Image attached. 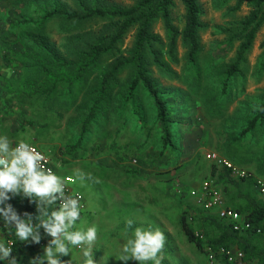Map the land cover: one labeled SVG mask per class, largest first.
I'll use <instances>...</instances> for the list:
<instances>
[{
  "label": "trees",
  "instance_id": "1",
  "mask_svg": "<svg viewBox=\"0 0 264 264\" xmlns=\"http://www.w3.org/2000/svg\"><path fill=\"white\" fill-rule=\"evenodd\" d=\"M12 1L20 5L22 15L11 23L14 37L3 41L10 53L5 59L19 70L16 81L7 88L11 101L20 106L21 119L43 128L52 123L64 128L71 141L60 148L65 163L68 159L83 160L90 150L104 149L122 161L139 155L134 163H149L142 155L154 145L156 157L150 166L167 172L170 179L180 175L190 159L184 135L196 115L192 109L205 106L209 119L215 115L221 118L220 156L251 172L237 178L226 166L211 160L209 179L220 189L226 205L237 210L251 227L235 230L231 221L198 203L182 211L181 227L201 252H206L207 246L215 252L237 248L243 253L241 264H264V236L258 232L264 231V199L256 184L257 177H264V86L247 92L248 78H255L256 84L264 81V41L257 62L254 66L250 63L264 28V0H223L222 6L235 4L229 8L230 19L220 28L223 37L216 50L234 53L217 58L211 53L204 60L201 33L207 25L199 0H136L132 5L106 0ZM178 2L184 8L182 26L173 18ZM245 3L250 10L239 16ZM159 21L167 40L154 30ZM55 24L61 35L59 42L50 31ZM131 32V45L123 48ZM179 42L186 61L180 72L175 69L180 65ZM18 53L25 59L20 66L11 57ZM234 101L235 110L227 114L225 110ZM189 126L193 128L191 123ZM193 157L204 164L202 155ZM192 189L181 188L180 196H191ZM12 202L24 204L31 221L42 230L59 218L56 207H47L41 223L38 200L28 187L18 188ZM11 241L10 259L29 254L50 264L40 237L19 232ZM222 261L238 264L230 263L226 254Z\"/></svg>",
  "mask_w": 264,
  "mask_h": 264
},
{
  "label": "rangeland",
  "instance_id": "2",
  "mask_svg": "<svg viewBox=\"0 0 264 264\" xmlns=\"http://www.w3.org/2000/svg\"><path fill=\"white\" fill-rule=\"evenodd\" d=\"M106 1L132 5L136 0ZM199 1L204 8L202 20L207 25L201 33L202 60L211 53H214L215 58L224 54L231 57L234 51L226 53L223 49L216 50V47L223 37L219 33L220 28L230 19L229 8L235 2L222 6L223 0ZM20 8L17 1L0 0V126L6 128L9 134V149L12 150V145L18 142L36 143L52 156L56 167L69 171L71 174H68L75 178V189L82 192L86 204L85 210L78 216L64 212L68 222L56 236L54 247L44 252L45 259L50 264H224L223 255L210 258L208 251L201 252L194 243L188 241L181 227L180 215L188 205L196 206L197 201L187 194L181 197L179 192L181 188L186 191L198 188L210 177L213 162L203 156L210 152L220 155L223 142L218 133L221 118L215 115L209 119L205 106L192 109L196 113L190 122L193 128L189 129L188 123L184 135L186 146L191 151L190 159L183 165L185 169L182 173L170 179H167V172L155 169L156 165L150 166L156 157L154 145L142 155L149 159V163H134V158L139 155L122 161L108 149L95 153L90 150L83 160L68 159L66 163L63 162L60 148L71 143L65 129H59L56 123L43 128L37 123L29 124L22 120L20 106L12 102V96L8 94L7 86L16 81L19 70L18 66L11 67L5 59L7 52L10 53L3 39L14 37L10 27L12 22L16 23L21 19ZM249 10V5L245 3L238 15H246ZM28 11L35 16L32 10ZM183 12V6L178 2L173 11L174 23L178 26H182ZM154 30L167 40L162 21L156 23ZM50 31L53 39L59 42L61 35L58 25L55 24ZM132 39L133 32L125 39L123 48L129 47ZM263 41L264 28L258 34L250 57L252 66L262 51ZM178 56L180 65L175 69L180 72L186 63L180 42ZM11 57L18 65L25 62L24 56L19 53L12 54ZM255 80L253 77L248 78L247 92L250 94L256 92L257 87L264 86V81L256 84ZM168 83L185 86L177 81ZM193 104L194 101L190 100L189 106L193 107ZM236 106V102H232L225 112H233ZM121 142L123 144L124 140ZM8 153V158L14 159V154L11 151ZM199 154L202 155L204 164L201 159L193 161V156ZM20 264L44 263L27 259Z\"/></svg>",
  "mask_w": 264,
  "mask_h": 264
},
{
  "label": "built area",
  "instance_id": "3",
  "mask_svg": "<svg viewBox=\"0 0 264 264\" xmlns=\"http://www.w3.org/2000/svg\"><path fill=\"white\" fill-rule=\"evenodd\" d=\"M15 161H9L1 156L2 169L5 177H0V207L10 216L13 213L12 194L20 187L30 188L33 184V177L37 172L45 175L47 182L44 191L53 193L56 198V208L60 212L80 215L86 207L85 197L79 190L75 189V178L70 174H60L54 166L51 157L43 152L38 146L31 143L18 142L14 145ZM207 158L213 160L220 166H226L237 178H244L251 175V172L236 165L231 160L210 152ZM259 195L264 199V177L256 178ZM191 196L205 209H214L219 217L231 221L235 230L250 229V223L235 209L226 205L223 194L212 179H206L198 188L191 190ZM67 218L60 216L55 225L46 223L44 225L43 237L40 245L45 251L54 247L56 232L66 225ZM263 234L264 231L258 230ZM199 235V234H198ZM203 239L204 236L200 234ZM13 242L10 240L9 251ZM210 258L216 255H227L229 262L242 263L243 253L237 248L229 250L221 249L215 252L209 246L207 248Z\"/></svg>",
  "mask_w": 264,
  "mask_h": 264
},
{
  "label": "crops",
  "instance_id": "4",
  "mask_svg": "<svg viewBox=\"0 0 264 264\" xmlns=\"http://www.w3.org/2000/svg\"><path fill=\"white\" fill-rule=\"evenodd\" d=\"M8 137L9 134H7L6 128H2V126H0V177L6 176V173L2 169L1 156L5 155V157L11 162L15 161V153L13 147L14 144L12 145V150L9 149ZM9 151L14 154V159L8 158L10 157L8 153ZM54 166L56 167L55 164ZM56 169L60 174L70 173L69 171L61 170L58 167H56ZM46 182L47 179L45 175L41 172H37L33 177V184L30 187V190L38 200L37 210L41 218V223H43L44 221V213L46 208L54 207L56 205V198L54 194L44 191ZM61 215L64 216V212L59 211L58 216L60 217ZM19 232H23L25 235L34 234L35 236H38L40 238H42L44 234L43 230L41 228H37V225L33 221H31L30 214L26 211L24 204H13V213L10 216H8L0 207V264H20L23 260H33L32 256L29 254H26L19 260L10 259L8 257V246L10 240ZM7 234L10 235V239Z\"/></svg>",
  "mask_w": 264,
  "mask_h": 264
}]
</instances>
